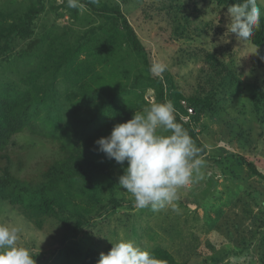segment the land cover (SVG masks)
<instances>
[{
    "label": "trees",
    "instance_id": "trees-1",
    "mask_svg": "<svg viewBox=\"0 0 264 264\" xmlns=\"http://www.w3.org/2000/svg\"><path fill=\"white\" fill-rule=\"evenodd\" d=\"M45 1H49L48 8L56 18L63 16L59 9L67 12L71 25L54 27V19L49 27L37 26L41 15L46 13ZM241 2L142 0L140 11L146 20L165 23L177 39L193 41L207 33L205 30L217 15L227 13L228 7ZM10 3L5 8L6 15L0 9V63L17 59L25 77L20 84H3L0 88V202L18 209L39 229L42 219L52 220L60 232L59 242L64 244L90 221L121 207L113 176L120 164L98 151L95 142L109 136L114 125L127 122L140 106L146 105L143 97L146 89L153 90L157 103L172 102L176 122L188 131L201 152L203 147L193 124L200 122L212 103L207 96H184L170 74H154L148 49L116 0H78L75 8L68 6V0L58 7L54 0ZM210 5L215 18L200 20L202 8ZM256 6L261 15L248 43L261 50L264 10L257 2ZM81 9L86 11L84 16L79 13ZM222 21L219 18L217 24ZM193 22L201 24L199 29L192 27ZM76 25L80 28L74 29ZM205 57L211 66L217 63L229 72L233 69L232 62L224 66L214 54ZM57 82L66 86L61 98L55 90ZM219 86H226V80ZM254 93L253 113L260 118L264 116V91ZM182 103L193 115H188ZM45 107L49 108L47 118L43 126L36 127L35 121L41 120V108ZM183 116H189L190 120L183 121ZM92 121L99 122L94 133L83 128L79 133L71 131L73 123L89 125ZM23 131L50 140L56 145V152L43 159L37 171L19 176L18 170L12 169L14 157L7 147L13 136ZM242 161L252 175L264 179L251 162ZM112 246L108 244L99 250L86 248L79 264H98L100 254H107ZM150 252L163 264H185L164 247L156 246Z\"/></svg>",
    "mask_w": 264,
    "mask_h": 264
},
{
    "label": "rangeland",
    "instance_id": "rangeland-1",
    "mask_svg": "<svg viewBox=\"0 0 264 264\" xmlns=\"http://www.w3.org/2000/svg\"><path fill=\"white\" fill-rule=\"evenodd\" d=\"M11 1L14 0H0L4 14ZM62 1L54 0L57 7ZM116 1L148 49L152 67L156 63L167 65L162 74H154H170L184 96L202 95L211 100L210 109L203 113L200 122L193 124L203 147L197 157L203 165L198 173L194 172L191 183L178 189L179 198L173 202L174 206L168 205L159 211L135 206L134 198L119 186V177L127 162L119 165L113 176L121 207L90 221L83 231L64 244L59 242L60 232L55 222L42 219L39 229L5 202H0V224L21 230L17 243L32 251L36 264H79L86 248L99 250L108 244L129 240L148 251L156 246L164 247L185 264H264V179L256 176V182L249 184V178L254 175L242 161L251 162L264 176V116L254 115L251 99L256 90L264 91V48L258 50L248 40H238L231 33V21L226 13L216 16L211 25L214 28H207L206 34L187 41L177 39L165 23L144 19L140 11L142 0ZM255 2L264 10V0ZM44 5L46 13L41 15L37 26L49 27L54 19V27L71 25L67 12L59 9L63 16L56 18L48 8L49 1ZM212 9L211 5L202 8L199 19H214ZM79 13L84 16L86 11L81 9ZM219 18L223 21L217 24ZM199 26V22L192 24L197 29ZM217 27L222 30L215 31ZM209 53L224 66L232 62L233 69L229 72L217 63L211 66L205 57ZM17 62L10 59L0 63V88L3 84H20L25 77ZM224 80L226 86L220 87ZM65 87L60 82L55 84L59 98L65 94ZM143 97L146 105L136 112L157 104L153 90L146 89ZM182 104L188 115H193ZM48 109L41 108V120L35 121L36 127L43 126ZM182 119L190 120L189 116ZM98 123H73L70 128L72 132L79 133L83 128L87 133H94ZM7 150L14 157L12 169L18 170L21 176L37 171L41 161L56 152V145L23 131L13 136Z\"/></svg>",
    "mask_w": 264,
    "mask_h": 264
},
{
    "label": "clouds",
    "instance_id": "clouds-1",
    "mask_svg": "<svg viewBox=\"0 0 264 264\" xmlns=\"http://www.w3.org/2000/svg\"><path fill=\"white\" fill-rule=\"evenodd\" d=\"M68 6L77 7L78 0H68ZM226 15L231 21V33L238 40H249L261 12L255 0H243L228 7ZM166 68L167 65L156 63L151 70L162 74ZM174 113L171 101L153 104L143 112H134L127 122L114 125L109 136L95 142L107 158L120 165L127 162L119 186L134 198L138 208L159 211L173 205L179 198L178 189L191 183L194 172L198 173L203 165L197 158L200 149L176 122ZM20 231L0 224V264H36L32 251L17 243ZM112 245L107 254H100L98 264H163L133 241Z\"/></svg>",
    "mask_w": 264,
    "mask_h": 264
},
{
    "label": "crops",
    "instance_id": "crops-1",
    "mask_svg": "<svg viewBox=\"0 0 264 264\" xmlns=\"http://www.w3.org/2000/svg\"><path fill=\"white\" fill-rule=\"evenodd\" d=\"M264 175V174H263ZM256 180H257V177L256 176H251L250 178H249V180H248V182H249V184H251L252 185V183H253V181L254 182H256ZM250 189V188H249ZM244 191H246V189H244Z\"/></svg>",
    "mask_w": 264,
    "mask_h": 264
}]
</instances>
